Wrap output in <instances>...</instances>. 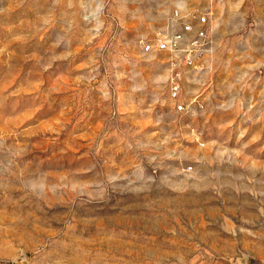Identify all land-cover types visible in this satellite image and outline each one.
<instances>
[{"label":"rangeland","instance_id":"1","mask_svg":"<svg viewBox=\"0 0 264 264\" xmlns=\"http://www.w3.org/2000/svg\"><path fill=\"white\" fill-rule=\"evenodd\" d=\"M0 264H264V0H0Z\"/></svg>","mask_w":264,"mask_h":264},{"label":"built area","instance_id":"2","mask_svg":"<svg viewBox=\"0 0 264 264\" xmlns=\"http://www.w3.org/2000/svg\"><path fill=\"white\" fill-rule=\"evenodd\" d=\"M173 19L180 28L171 33H160L142 44L144 52H164L172 62V75L170 77L169 93L176 102L174 109L180 113H191L201 110L205 102L198 97L183 96L182 68H200L205 59L213 51V38L210 29V16L208 12L198 9L190 12L176 10ZM191 169V167H188Z\"/></svg>","mask_w":264,"mask_h":264}]
</instances>
